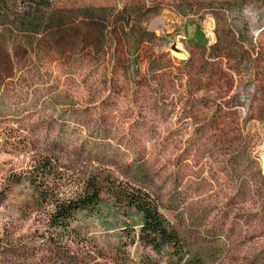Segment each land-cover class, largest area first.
I'll return each instance as SVG.
<instances>
[{
    "label": "rangeland",
    "instance_id": "rangeland-1",
    "mask_svg": "<svg viewBox=\"0 0 264 264\" xmlns=\"http://www.w3.org/2000/svg\"><path fill=\"white\" fill-rule=\"evenodd\" d=\"M90 174L156 197L205 264H264V0H0V264L155 256L106 190L49 225L38 189Z\"/></svg>",
    "mask_w": 264,
    "mask_h": 264
},
{
    "label": "trees",
    "instance_id": "trees-1",
    "mask_svg": "<svg viewBox=\"0 0 264 264\" xmlns=\"http://www.w3.org/2000/svg\"><path fill=\"white\" fill-rule=\"evenodd\" d=\"M51 164L52 160H38L32 170L28 171L31 173L30 184H35L34 179L45 184L50 176L48 174H51L49 173ZM106 178L108 177L90 174L82 179L79 192L67 197L61 195L64 193L59 183L53 184L49 194L39 188L38 201L51 207L48 217L49 225L54 228L66 227L70 225L78 211L100 212L101 195L106 190L115 199L123 200L128 206L134 207L140 215L137 239L155 254V256L141 255V264H205L201 257L192 255L186 249L179 232L161 213L156 197L138 186L112 187L105 183Z\"/></svg>",
    "mask_w": 264,
    "mask_h": 264
}]
</instances>
